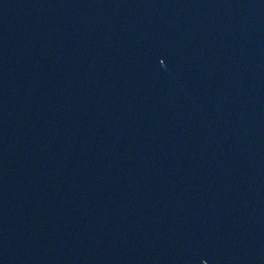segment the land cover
<instances>
[{
    "label": "water",
    "instance_id": "obj_1",
    "mask_svg": "<svg viewBox=\"0 0 264 264\" xmlns=\"http://www.w3.org/2000/svg\"><path fill=\"white\" fill-rule=\"evenodd\" d=\"M0 264H264V0H0Z\"/></svg>",
    "mask_w": 264,
    "mask_h": 264
}]
</instances>
